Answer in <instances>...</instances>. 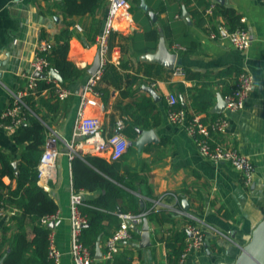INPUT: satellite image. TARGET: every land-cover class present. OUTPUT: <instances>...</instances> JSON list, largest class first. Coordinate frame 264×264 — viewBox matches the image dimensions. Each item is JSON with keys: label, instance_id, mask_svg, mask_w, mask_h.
<instances>
[{"label": "crops", "instance_id": "1", "mask_svg": "<svg viewBox=\"0 0 264 264\" xmlns=\"http://www.w3.org/2000/svg\"><path fill=\"white\" fill-rule=\"evenodd\" d=\"M129 1L130 17L120 19L117 29L112 32L107 61L116 66L122 79L117 86L109 81L98 84L105 90L107 101L105 103L101 95L97 105L88 107L87 112L101 118L102 132L96 139H81L84 150L82 157L91 154L106 159V151H96L98 140L114 132L118 119L131 121L134 114L141 113L138 103L145 99L154 101L157 108L153 113L158 112L155 125L151 128L138 126L136 136L125 133L129 146L118 161L120 175L124 179L130 181L127 176L129 171L138 173L144 181L138 190L118 184L124 189L127 202L130 201L127 195H135L140 205L141 202H150V210L159 216L147 218L149 245H142V235L133 229L136 234L132 233L131 240L118 254L108 258L105 255V241L120 226L119 207L113 212V218L105 222L106 230L100 235L102 256L97 257L96 245L93 264H171L174 258L170 256L165 239L168 233L170 235L173 230L186 224V217L178 213V209L193 214L206 236L203 249L192 253L188 264H235L253 229L264 217V0H205L210 5L214 4L217 11L218 4L236 10L252 39L245 51L236 49L220 33L221 26L231 29L226 19L218 14L211 20L207 12L202 14L204 6L198 4L199 0H145L156 15L155 20L141 8V0L139 4ZM61 2L0 0V149L16 157L15 165L20 148L11 137L13 131L7 129V123L2 119L11 106L13 93L25 87L23 76L31 71L39 43L47 40L53 44L56 34L66 27L65 21H72L70 29L73 35L68 57L86 74L72 84V89L69 88L71 95L61 101V109L54 114L47 113L49 126L68 141L72 139L81 92L91 75L89 69L99 53L96 38L105 26L107 0L91 1L89 5L95 9L94 12L87 11L68 18L62 13ZM184 10L189 20L183 17ZM151 29L159 33L158 42L146 40L145 34ZM211 31H216L218 37L212 38ZM161 44L167 47L169 53H175L177 59H181V64L176 62L173 68H168L147 59V55L158 52ZM178 66L185 69V74H174ZM186 69L205 76L201 80L188 79ZM228 69L231 70L230 74L219 76ZM243 70L253 75L254 87L245 108L230 114L225 139L231 140L253 160L254 178L250 186L244 183L241 173L229 164L206 158L185 128L171 123L167 116L169 94H176L183 106L193 111L189 90L194 91L204 83H208L214 93L211 107V113H214L219 95L224 97L232 90L238 73ZM179 85H184L185 91H181ZM44 94L50 95L48 90ZM201 116L212 118L207 113ZM150 120L155 122L152 117ZM138 129L153 130L157 140L146 143L142 148L137 147L132 141L139 138ZM59 149L61 153L57 159L55 177L48 186V191L59 205L58 218L52 228L56 246L61 252V264H75L71 254L70 225L72 163L63 143ZM4 182L12 188L17 186L16 180L8 176L4 177ZM132 183L138 186L139 180ZM148 188L151 196L147 195ZM81 191L84 201L98 195V191ZM167 193L171 194L163 197ZM172 194L178 196V202ZM164 212L170 221L160 219ZM16 213L19 210L12 207V211L0 222V229L10 227L8 236L17 229L16 222L10 217ZM28 230L32 237L31 224Z\"/></svg>", "mask_w": 264, "mask_h": 264}, {"label": "trees", "instance_id": "2", "mask_svg": "<svg viewBox=\"0 0 264 264\" xmlns=\"http://www.w3.org/2000/svg\"><path fill=\"white\" fill-rule=\"evenodd\" d=\"M91 1L102 0H62L60 6L65 18L74 15L85 14L87 11L94 12L89 3ZM139 4V0H132ZM199 5H203L202 14H207L206 9L210 6L209 1L199 0ZM221 14L230 26V31L243 27L241 18L236 10L228 6H219L218 11L214 10L209 15L211 20ZM66 27L56 34L53 40L52 48L44 53L50 62V68H55L63 77L65 87L71 88L77 80L85 76L86 71L77 67L69 59L70 39L73 30L70 29L72 21H65ZM146 40L158 42L159 33L156 29L148 30L145 34ZM231 70L220 73L228 75ZM238 73V72H237ZM239 74V73H238ZM188 79L201 80L205 76L200 72H193L186 69ZM122 79L116 66L107 63L105 65L102 82L109 81L115 86ZM181 91H185L184 85H179ZM72 89V88H71ZM50 93L45 96L44 92ZM56 83L48 79H38L35 93L31 92L24 97L25 103L29 109H25L26 120L22 122L11 134L15 144L19 146L18 163L15 165L16 157L8 155L0 149V200H3L8 206L15 207L19 213L13 214L11 219L16 222L17 229L8 236L9 226H3L0 229V262L1 264H53L49 258V234L52 230L50 226L42 224L43 217L55 214L59 210V205L51 192L47 191L38 181V164L40 162L44 146L47 139L49 125L47 113H57L61 109V100L56 95ZM97 90L102 94L104 102L107 101L105 90L97 86ZM191 109L195 113H207L212 118L219 114L211 113V107L214 104V93L208 83L202 87L191 91ZM141 113L134 114L131 121L126 120L125 133L129 136L137 135V127L151 128L156 123L158 112L153 113L157 105L151 99H145L138 103ZM168 106V104H167ZM179 107H184L180 102ZM155 122H152L150 118ZM4 123H11L10 117L2 119ZM47 124V125H46ZM73 187L75 190L98 191V195L91 199H85L80 210L87 218V225L83 227L81 239L85 245L89 246L94 254L97 239L106 230L105 222L113 218V212L119 207L122 212H140L150 209V202L143 206L140 205L139 198L135 195H127L130 201L124 198V189L119 184H124L133 190H138L144 178H141L136 172H127L130 181L120 175V166L118 161L109 162L105 158L97 155L87 154L84 157L75 156L71 159ZM8 176L11 180H16L17 186L12 188L10 184L4 182V177ZM139 180V185L132 183ZM119 183V184H118ZM147 195L151 196L148 188ZM167 213H161L162 221H170ZM159 216L155 211H150L149 218ZM192 222L186 217L185 222ZM32 227V237L29 235L28 225ZM133 234H136L133 231ZM189 234L185 227L173 230L166 237V244L170 249V256L177 258L185 248V241Z\"/></svg>", "mask_w": 264, "mask_h": 264}, {"label": "built area", "instance_id": "3", "mask_svg": "<svg viewBox=\"0 0 264 264\" xmlns=\"http://www.w3.org/2000/svg\"><path fill=\"white\" fill-rule=\"evenodd\" d=\"M108 13L105 26L102 32L96 38V43L99 48L101 58V66L95 74H91L85 87L81 92V103L74 121L72 139L68 141L60 137L59 133L52 127L47 125L48 133L40 162L38 164V181L43 187L49 186L50 181L55 177L57 167V159L61 153L60 144H64L67 149V154L70 159L75 156H81L84 153L83 143L81 139L90 141L96 139L102 132V120L98 116L89 115L88 107L96 106L98 97L101 93L97 90L100 83L105 65L108 61L110 52L109 39L114 30L117 29V24L120 19L130 17L131 2L129 0H107ZM215 10V5L211 4L206 12L212 15ZM81 29L80 26L77 27ZM220 33L224 34L230 43L238 50H247L252 42L249 31L243 26L234 31H230L226 26L220 27ZM210 36L217 38L218 33L211 31ZM52 43L47 40H42L39 43L37 53L31 64V71L24 74L25 87L16 93H13L12 102L9 109L4 114V117H10L11 123L6 124L8 130L14 131L22 122L26 120L24 110L29 109L24 101V97L35 93L38 77L36 72L49 73L50 62L44 55L51 50ZM57 71V70H56ZM174 74H185V69L178 66L175 68ZM56 83V95L61 101L66 100L71 95V90L62 85L57 79H49ZM254 87L253 75L246 70L241 71L236 79V82L230 92L224 95L226 106L221 114L216 118H204L200 113L179 107V97L176 94H169L167 97L168 120L176 125H181L187 133L193 138L200 152L208 159L217 163H227L242 175V179L247 186H250L254 178V163L253 160L240 151V149L229 139H225V134L230 125V114L239 112L245 108V105L251 95ZM30 110V109H29ZM4 124V123H3ZM125 119L117 120L114 132L96 143V151L103 152L107 161L115 162L121 160L126 153L129 140L125 134ZM83 152V153H82ZM167 193L164 196H169ZM175 201L178 202V196L172 194ZM83 192L77 191L72 187L70 195V225L72 234L71 254L75 264H93L94 254L89 246L85 245L81 239V233L84 225L87 223V218L82 214L80 207L83 205ZM12 208L3 200H0V222L8 216ZM150 209L140 212H121L120 226L112 233L105 241V255L112 258L118 254L122 247L132 238L133 226H141L146 218L149 217ZM178 213L193 220L188 221L184 227L188 231V238L185 241V248L180 255L173 260L171 264H188V259L192 253L203 249L206 243V236L203 228L196 222L193 214L189 212L177 210ZM58 214H51L42 218L41 222L44 225L50 226L52 229L49 234V258L53 264H61V252L55 243V234L51 224L56 221ZM213 231L224 235L213 227ZM169 235V233L167 234Z\"/></svg>", "mask_w": 264, "mask_h": 264}, {"label": "water", "instance_id": "4", "mask_svg": "<svg viewBox=\"0 0 264 264\" xmlns=\"http://www.w3.org/2000/svg\"><path fill=\"white\" fill-rule=\"evenodd\" d=\"M220 2H223L224 0H217ZM141 8L148 12V14L152 17L153 20L156 19V15L149 9V6L147 5L145 0H141L140 3ZM183 17H185L187 20L188 14L184 10ZM147 59H150L152 61H157L161 63L162 65L173 68L175 63L181 64V59H177V55L175 53H169L167 50V47L164 44L160 45V48L157 53L149 54L146 56ZM101 66V58L100 54L98 53L94 64L92 65L91 69H89L90 74H95L96 71ZM35 76L40 79H57L60 83H64V79L62 75L56 71L55 68H51L49 73H39L36 72ZM226 106V103L224 101L223 95H219L218 97V103L214 109V113L221 114ZM138 132L140 134L139 138L135 141H132L134 145H136L139 148H142L146 143L150 141H156L157 138L155 136V133L153 130H143L138 129ZM45 189L48 191V186L45 187ZM141 205H144V202H141ZM119 212L121 213V209H119ZM85 224L84 226H86ZM52 227L55 226V222L51 224ZM133 229H135L138 233L142 235L143 243L142 245H149L150 243V230H149V221L146 218L143 222L142 227L133 226ZM101 242V236L97 239V257L101 258L102 256V250L100 247ZM2 262H0L1 264ZM235 264H264V217L263 219L256 225V227L252 231V235L248 243L242 248L241 254L236 259Z\"/></svg>", "mask_w": 264, "mask_h": 264}]
</instances>
